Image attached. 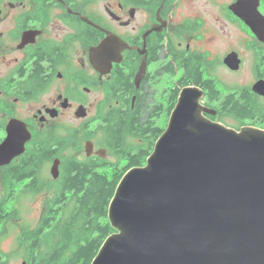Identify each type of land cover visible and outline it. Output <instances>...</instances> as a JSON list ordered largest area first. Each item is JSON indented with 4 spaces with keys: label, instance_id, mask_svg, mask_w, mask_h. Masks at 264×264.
Segmentation results:
<instances>
[{
    "label": "flooded vegetation",
    "instance_id": "flooded-vegetation-1",
    "mask_svg": "<svg viewBox=\"0 0 264 264\" xmlns=\"http://www.w3.org/2000/svg\"><path fill=\"white\" fill-rule=\"evenodd\" d=\"M194 1L0 0V225L20 217L19 202L50 187L57 193L61 162L58 178L50 174L51 186H44L41 174L60 159L34 167L28 154L49 140L55 141L53 151L61 141L73 144L77 127H92L103 112L119 108V77L133 85V94L120 97L132 110L137 91L156 74L167 76L173 65L181 78L183 57H195L203 101L212 97L207 117L236 121L237 130L264 131V96L254 92L264 89V1L248 0L262 16L250 24L232 10L238 0ZM106 39L119 41L114 47L121 61L101 75L92 66V49ZM231 55L237 70L224 63ZM143 64L145 76L136 87ZM227 101L248 105L247 116L234 115ZM4 243L0 239V264H10Z\"/></svg>",
    "mask_w": 264,
    "mask_h": 264
},
{
    "label": "water",
    "instance_id": "water-1",
    "mask_svg": "<svg viewBox=\"0 0 264 264\" xmlns=\"http://www.w3.org/2000/svg\"><path fill=\"white\" fill-rule=\"evenodd\" d=\"M232 10L249 24L262 17L248 0H238ZM118 42L106 39L93 47L92 66L101 75L121 61ZM224 63L238 69L235 55ZM145 72L143 64L136 87ZM254 92L264 96L260 86ZM209 114L200 88L180 90L145 165L119 181L107 216L115 232L91 264H264V131L235 130ZM77 115L85 116L80 110ZM84 152L105 159L106 150L94 151L91 141ZM59 164L52 163L53 179Z\"/></svg>",
    "mask_w": 264,
    "mask_h": 264
},
{
    "label": "trees",
    "instance_id": "trees-1",
    "mask_svg": "<svg viewBox=\"0 0 264 264\" xmlns=\"http://www.w3.org/2000/svg\"><path fill=\"white\" fill-rule=\"evenodd\" d=\"M177 67L180 68V65L177 64ZM166 72L171 79L176 76L173 65ZM198 80L196 58L183 57V77L176 82L178 88L172 84L171 88L166 89L162 97V101H166L165 106L161 103L149 105L148 89L143 85L137 91L136 102L131 110L129 99L126 103L121 99L135 92L133 85L129 78L119 77L115 98L120 100V106L103 112L93 131L90 127L79 128L74 133L73 144L61 141L58 149L53 151L51 149L55 141L49 140L28 154L27 161L34 167L46 166L58 157L61 166L56 183L57 195L47 202L38 226L20 236V242L26 245L24 257L27 264L92 263L104 241L115 232L107 216L119 181L129 169L145 165L155 142L165 130L180 90L186 86L199 87ZM207 89L210 95L213 94L210 86ZM209 99L212 97L209 96ZM209 99L208 103L204 102L205 106L209 105ZM225 104L234 115L247 116L249 107L245 103L231 105L227 101ZM162 110L165 120L163 126L159 127L158 119ZM218 122L226 123L224 118ZM89 133L93 135L87 136ZM93 137H98V147L116 159L115 164L95 156L84 160L62 157V154L71 153V150L78 154L82 142Z\"/></svg>",
    "mask_w": 264,
    "mask_h": 264
},
{
    "label": "rangeland",
    "instance_id": "rangeland-1",
    "mask_svg": "<svg viewBox=\"0 0 264 264\" xmlns=\"http://www.w3.org/2000/svg\"><path fill=\"white\" fill-rule=\"evenodd\" d=\"M191 4L193 6H196L199 4V1L196 0ZM151 71L153 74H155L153 70ZM169 77H170L169 75L161 76L156 74L152 80V83L149 86L146 85L145 89L146 88L148 89V95H149L148 100H150L149 105H154L155 103L158 104L161 103L163 104V106H165L166 101L164 100L162 101V97L165 95L166 89L171 88L172 84L175 86V88H178L176 82L180 78L179 74H177L172 79ZM96 114H97L96 111L94 110L90 111V115L92 118L95 117ZM164 120H165V116L163 115V110H162L161 115L158 119L159 127L163 126ZM78 125H79V121L75 123L76 127ZM97 125L98 123L94 122L92 124V127H90L91 131H93L97 127ZM224 125L229 128L237 130L236 128H238L239 123L233 120H228ZM78 128L80 127H77L76 129ZM91 135H93V133H89L87 136H91ZM97 139L98 137L85 139L82 142V149L78 154H74V153L72 154L68 151L67 153L62 154V157L63 158L71 157L78 160L86 159L87 157L84 152V145L87 141H91L94 144L95 151H98L102 148L97 146ZM104 160L112 164L116 163V159L110 156L108 152L105 154ZM50 168H51V163L48 164L42 170L41 178L43 180L44 186L52 185V179L50 177ZM56 194L57 193L55 191H52L50 187V189H46L43 193L37 195L32 199H28L24 202H19L17 204V207L20 213V217L15 218L16 220H8L4 224L0 225V239H4L5 242L1 248L9 255L7 258L10 260V264H22L25 262L27 264V261L24 257L26 254V245L20 242V236L25 232L33 231L38 226L46 210L47 202L53 199L56 196Z\"/></svg>",
    "mask_w": 264,
    "mask_h": 264
}]
</instances>
